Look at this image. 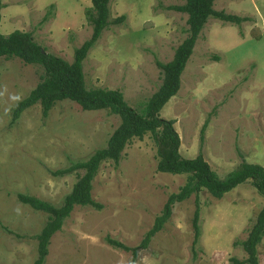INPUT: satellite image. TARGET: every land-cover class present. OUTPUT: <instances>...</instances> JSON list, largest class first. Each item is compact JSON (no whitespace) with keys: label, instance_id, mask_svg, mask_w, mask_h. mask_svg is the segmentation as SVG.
<instances>
[{"label":"rangeland","instance_id":"obj_1","mask_svg":"<svg viewBox=\"0 0 264 264\" xmlns=\"http://www.w3.org/2000/svg\"><path fill=\"white\" fill-rule=\"evenodd\" d=\"M0 33L30 32L47 53L72 62L74 50L91 35L84 11L89 0H1ZM183 0H110V18L125 16L103 31L83 62L87 88L118 90L139 113L162 82L157 62L172 60L186 37L187 15L172 9ZM216 11L245 18L240 25L209 18L181 75V86L160 111L174 121L179 153L202 155L223 178L242 162L264 169V0H216ZM39 65L0 58V264H33L47 215L20 203L26 193L59 206L82 171L51 173L86 160L105 147L119 124L106 111H83L57 102L46 118L40 106L11 123L17 102L40 82ZM156 146L147 134L132 140L115 165L104 162L91 196L101 210L74 207L50 239L45 264H131L136 248L186 177L156 170ZM264 205L250 182L215 199L199 194L200 231L193 247L195 196L174 205L163 229L135 264H229L246 254L238 244ZM194 249V250H193ZM264 264V237L257 247Z\"/></svg>","mask_w":264,"mask_h":264},{"label":"trees","instance_id":"obj_2","mask_svg":"<svg viewBox=\"0 0 264 264\" xmlns=\"http://www.w3.org/2000/svg\"><path fill=\"white\" fill-rule=\"evenodd\" d=\"M91 6L84 11L86 21L91 27L90 37L74 50L72 62L47 53L33 39L30 32L15 30L8 35L0 33V58H18L26 65H39L43 74L40 82L16 103L12 110L14 123L30 107L39 105L43 118L57 102L69 101L77 104L83 111H106L118 117L119 124L110 135L105 147L96 149L86 160L71 163L67 168L52 172L53 176H64L82 171L59 206L26 193H17V200L35 211L47 215V220L37 240V259L33 264H45L52 236L61 230L64 221L74 207H90L101 210L102 205L92 199V183L104 162L118 165L125 147L134 139L141 140L149 134L156 146V170L159 173L183 175L186 181L176 193L168 196L160 215L153 222L136 248H128L122 243L107 238L114 248L131 252V264H135L138 250L147 249L152 238L160 232L172 215L175 204L195 196V210L192 218L193 247L198 243L200 231L199 194L206 191L215 199H221L237 186L250 182L257 193L264 198V169L258 164L242 162L239 167L220 178L209 164L198 155L193 159L183 158L179 153L180 139L175 131L173 120L160 116V111L174 97L181 86V75L193 53L200 32L209 18L224 23L240 25L245 18L226 14L213 9L216 0H183L184 3L172 9L187 15L186 37L177 46L172 60L157 62L162 73V82L140 110L131 108L118 90L87 88L84 80L83 62L96 46L102 33L110 25H120L125 16L110 18V0H89ZM3 4L0 0V21ZM264 237V205L251 225L245 240L239 245L246 254L244 260L231 259L229 264H259L257 247ZM194 250V249H193Z\"/></svg>","mask_w":264,"mask_h":264}]
</instances>
